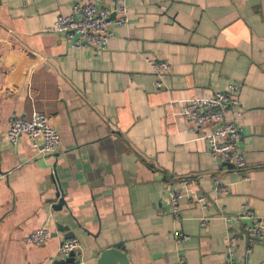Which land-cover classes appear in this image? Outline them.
<instances>
[{"label": "crops", "instance_id": "1", "mask_svg": "<svg viewBox=\"0 0 264 264\" xmlns=\"http://www.w3.org/2000/svg\"><path fill=\"white\" fill-rule=\"evenodd\" d=\"M80 1L0 0V264H60L57 224L74 232L81 264L120 241L129 264H264V230L249 246V222L223 218L247 205L264 221V0H101L128 18L101 52L51 31ZM149 58L169 64L161 88ZM230 83L248 179L217 163L179 112ZM35 112L60 135L52 155L7 140L10 118ZM41 227L50 240L26 244Z\"/></svg>", "mask_w": 264, "mask_h": 264}, {"label": "built area", "instance_id": "2", "mask_svg": "<svg viewBox=\"0 0 264 264\" xmlns=\"http://www.w3.org/2000/svg\"><path fill=\"white\" fill-rule=\"evenodd\" d=\"M101 0H81L72 5L68 15H59L51 31L63 35L69 47L82 49L92 47L96 52L105 50L108 42L113 37L115 26L125 25L128 21L127 11L123 4H116L112 8L105 7ZM114 16V18H112ZM157 79L155 84L162 87L161 74L169 69L166 61L155 58L146 59ZM239 85L230 83L222 89L213 91L204 98H190L181 101L179 112L190 123L189 130L200 132L210 156L219 164L233 165L234 169L241 171L243 178L248 179L250 173L243 152L240 150L239 140L242 135V126L239 118L242 107L238 100ZM174 105V103H172ZM25 136L37 152L52 155L60 145V135L50 124L49 117L41 112H35L30 118L13 116L9 120L7 140L12 145L18 143L19 138ZM219 192L227 193L228 190L214 182ZM180 193L169 190L171 211L175 219H179L178 201ZM204 197L199 196L197 202L203 203ZM230 226L247 220L245 228L249 246L262 238L264 221L258 218L247 205L235 215L223 217ZM203 219V223H205ZM229 236L228 252L233 253L234 244L239 239V234L233 230ZM51 238V231L41 227L28 234L24 241L26 244L43 246ZM177 241H184L182 234H175ZM79 248L76 238L64 240L59 246L58 253L65 258L69 253ZM65 264H81L80 260ZM175 264H186L185 256H178Z\"/></svg>", "mask_w": 264, "mask_h": 264}, {"label": "water", "instance_id": "3", "mask_svg": "<svg viewBox=\"0 0 264 264\" xmlns=\"http://www.w3.org/2000/svg\"><path fill=\"white\" fill-rule=\"evenodd\" d=\"M229 167L233 168V165L228 164ZM57 231L64 232V238L71 239L75 237L74 232H72L67 225L57 224ZM57 233H53L52 236H56ZM125 246L123 242H118L113 244L111 247L104 249L98 256L96 264H129L126 254L123 252ZM82 252L80 248H77L69 253V255L59 261L60 264L72 263L80 259Z\"/></svg>", "mask_w": 264, "mask_h": 264}]
</instances>
